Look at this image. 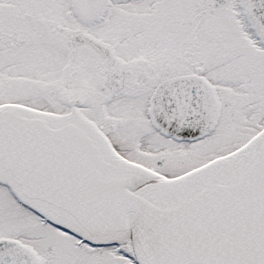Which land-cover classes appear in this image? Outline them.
I'll list each match as a JSON object with an SVG mask.
<instances>
[{
    "label": "snow or ice",
    "instance_id": "6c2138e0",
    "mask_svg": "<svg viewBox=\"0 0 264 264\" xmlns=\"http://www.w3.org/2000/svg\"><path fill=\"white\" fill-rule=\"evenodd\" d=\"M0 264H264V0H0Z\"/></svg>",
    "mask_w": 264,
    "mask_h": 264
}]
</instances>
